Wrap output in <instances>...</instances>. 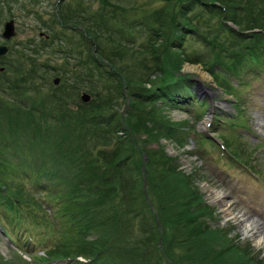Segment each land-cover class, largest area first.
<instances>
[{
  "label": "rangeland",
  "instance_id": "1",
  "mask_svg": "<svg viewBox=\"0 0 264 264\" xmlns=\"http://www.w3.org/2000/svg\"><path fill=\"white\" fill-rule=\"evenodd\" d=\"M188 2L190 1H186V3ZM191 2L188 4L189 10L185 12V18L191 19L194 25L199 22L197 18H202L201 21L205 20L203 21L204 25H207L206 21L211 24L217 22V17L203 12L204 7ZM183 5V3H179V0H0V45L8 48V53L0 57V100L7 103L8 108L17 116V119L13 118L15 121L11 122H19L18 124L22 125L27 121H32L33 117L26 115L28 110L35 108L34 106H42L44 101L53 103L57 101V104L63 105L62 111L67 109L73 113L72 118H68L63 112L54 111L46 119L36 120L35 123L51 130V137L54 132L56 135L58 134L60 139L57 142L53 141L55 144L53 148L61 155V162H64L61 167H66L69 175L76 178L75 181H79L78 178H82L84 175L89 176L85 172L88 171L86 169L91 163L95 164L93 167L97 169V172H104L107 164L103 162L101 150L110 151L117 142H122L125 146L127 145L123 152L126 154V159L119 170L132 169L133 176L137 180L138 188L136 187V189L140 191L143 188L147 191L145 195L149 206L145 205L144 209L141 203L144 216L133 221L136 233L131 230L132 234L130 235L126 229L127 226L120 224L118 235L108 242L109 246L113 245L112 252H116L115 255L107 257L110 255L107 254L105 256L107 258L102 257L103 260L99 264H107L106 259L110 260L109 264L112 262L113 264H125L123 261L126 260L121 255L126 254L127 256L126 240L131 241L135 238H139L141 244L136 245L135 254L130 256L133 257V264H152L154 257L158 255L156 250L147 246L142 224L144 223V229L147 224L161 226L163 223L160 220L151 221L150 218L157 216V212L161 216L160 211L168 215L165 207L171 212L172 207L169 206V203L177 200V194L173 195L171 201L163 197L161 192L172 188H169L170 185L166 181L165 175L151 177L146 166L148 162L146 149L159 152V155L162 152L165 153L178 167V172L181 171L191 177L190 183L193 189L205 202L203 204L209 208L208 217L199 219L198 222L212 228L207 230L203 225H198L204 233L197 236L216 234L218 236L214 239H219L220 246H226L228 238L232 242L240 244L241 250L244 247L252 260H257L258 264H264V55L257 56L261 59L254 65H251L253 59H249L246 62L248 65L245 70L238 66L241 71L237 75L229 69L224 72L221 67L216 66V70L223 73L221 79L218 80L216 73L212 74L209 71V64L214 60L213 54L205 53V51L208 52V49L192 35L187 37L188 55L186 56L189 57V60L180 62L177 55L181 54L176 55L175 50L177 49L173 48L172 50L171 47L166 53L168 56L165 55L164 58L175 64L177 74L185 75L187 77L185 82L190 86V91L185 88L180 89L174 94L175 98L178 100V98L190 96V102L185 100L179 104V107L163 109L164 125L149 124V127L153 128L154 134L161 133L157 134L154 139L149 138L144 132H139L135 126L140 104H147V110H150L146 97L143 98L142 93L145 90L152 91L154 88L156 90L160 84L159 79L163 77L160 71L153 70V68L149 78L146 75L140 76V74L136 77L131 76L132 73L144 72L143 63L148 62L152 56L149 52L150 48L147 49V45L151 43L147 26L153 22V19H155L153 25L157 26V13L160 14L166 7L168 14L177 15L183 12L181 9ZM79 18L84 27L95 28L100 24L104 27L103 29H109L115 38L121 36L125 41L122 45L126 47L121 48L123 53H117L119 56L114 62L118 61L119 65L126 63L130 66V68L128 67L129 71L126 69L127 74L122 77V79L125 77L134 78L132 84L129 83L130 87L127 83H119L113 79V76L106 75L105 72L101 76V69L98 72L95 67L87 65L88 62H91L90 57H94L109 68L103 54L107 51L100 52V50L104 51L100 46L107 44L112 46V44H109L111 41L104 37L97 41L99 45L90 37L83 40L82 35L85 29L73 27L75 24L73 22L80 21ZM100 18H102V23ZM10 20H15L16 34L6 41L2 37V33L5 23ZM171 28L173 29V27ZM203 28L206 29L204 26ZM252 32H261L264 35V28ZM163 41L159 39L155 45L162 46ZM129 47L139 49L142 56L139 58L133 49L127 53L126 48ZM170 51L174 54L172 55ZM207 54L208 56H205ZM200 55L201 57L198 58L197 56ZM243 61L245 62L246 58L241 63ZM57 78L60 79V82L55 85L54 81ZM220 81L236 90L241 102L240 113L237 112V100L233 94L229 93V95L224 91V84L221 86ZM84 94L90 96V101L87 103L82 100ZM54 98L55 100H53ZM221 102H223V106L220 105ZM152 104L160 107L161 103L157 101ZM106 106L107 108H105ZM98 114L102 115L99 124L92 125L86 121V124L83 125L82 118L84 116L88 118L89 115ZM208 114L209 116L212 114L214 118L218 119L214 120V124L212 121L205 126L203 124ZM41 115L43 114L39 116ZM111 115L115 116L113 120ZM4 116L7 118L1 119V130L6 122H10L8 115L4 114ZM93 121L95 122V120ZM172 122L185 123L184 128L190 129L186 140H183L186 138L185 135L176 138L166 136L165 126ZM26 125L31 126V124ZM83 130L84 134L88 133L78 140V132ZM3 132L6 136H10L12 131L2 130V134ZM195 133H203L206 139L214 137L216 143L203 141L197 144L193 142L198 138ZM223 138H227L235 144L234 149L242 154V159L239 157V160H243L242 162L233 160L230 154L224 152L220 145L224 143ZM17 144L11 148L10 152H5L2 156L4 165L1 164L0 167V180H8L7 184L9 185L17 184L25 188L35 195V199L45 200L44 204L46 205L48 202L53 204L48 195L45 193L41 195L39 192L40 186L46 188L47 191L52 190L54 184L50 179L34 177L31 175V171H28L30 176L20 172L26 162L24 159H28L31 154L28 146L23 149L20 142ZM0 145L1 148L2 140H0ZM74 149H76L75 152L71 154ZM0 161L3 160L0 158ZM101 163L105 165V168L100 167ZM106 169L109 173H113L115 167L111 168L112 171L109 166ZM148 178H151L152 185L150 187L146 184ZM84 184L87 183L83 182ZM54 187L56 190L61 188L60 186ZM149 190H152L151 193ZM158 195L160 199L156 203ZM111 206L108 205L106 208ZM29 208L11 212L2 204L0 205L1 258L14 263H19L22 260L21 264L93 263L82 256H77L75 261H70L69 258L59 260L44 257V252L47 249L53 246H63L70 235L74 234L73 228L69 224L67 226V222L58 217L53 219L55 214L44 213L37 207L31 211ZM173 208L177 210V205L174 204ZM110 211L111 209H109V215H111ZM31 214L37 215L33 217ZM8 215L11 218L24 217L31 233L26 232L25 234L28 235L23 236L21 233L24 227H18L22 232L19 229L15 230L11 221L6 217ZM145 216L147 224L144 222ZM172 226L175 229H182L178 223L169 225L170 231ZM2 227L7 229L15 243H20L19 247L11 242ZM161 228L164 232L167 231L168 235L171 233L167 226ZM190 234L192 235V233ZM132 236L135 237L132 238ZM189 237L190 235L176 239L178 244L172 247L168 254L169 259L163 250L164 241L162 238L160 239L158 245L160 254L165 260L163 264H182L183 262L184 264H188V262L210 264L209 257L207 261L204 260L206 259L204 257L206 248L203 250L204 253L201 252L202 254L194 252L192 254L194 259L186 261L187 251L183 249L182 245H186L185 241ZM89 240H92V237ZM118 246L123 249H118ZM17 256L19 259L16 258ZM44 258L49 261H43ZM173 258L176 262L173 261ZM70 259L74 260V258Z\"/></svg>",
  "mask_w": 264,
  "mask_h": 264
},
{
  "label": "trees",
  "instance_id": "2",
  "mask_svg": "<svg viewBox=\"0 0 264 264\" xmlns=\"http://www.w3.org/2000/svg\"><path fill=\"white\" fill-rule=\"evenodd\" d=\"M186 1L190 2L186 3ZM191 1L204 7L203 12L213 14L217 17V22L211 24V22L206 21L207 25H204L203 21L205 20L201 21L202 18H197L199 22L197 25H194L191 19L185 18V12L189 10L188 4L192 3ZM179 3L184 4L181 8L183 9L182 13L180 12L177 15L168 14L166 7L160 14L157 13L156 20L158 25H153L155 22V19H153V22H150V25L147 26L149 27L148 32L150 33L149 37L151 39V43L147 45V49L150 48L149 52L152 56L148 62L143 63L144 72H137V74L131 72V76L136 77L140 74V76L146 75V77L149 78L151 75L150 71L153 68V70L160 71L163 74V77H161L162 80L161 78L159 79L160 84L157 86L156 90L154 88L152 91L145 90L142 93V97H146L145 99L150 106V110H147V104L143 105V103H141L139 110L137 111L138 119L135 121L136 129L139 132H144L149 138L153 139L157 137L159 132L154 134L153 128L149 127V124L153 125L154 123L157 126L164 125L163 122L165 119L162 114L163 109H168V107L173 108L174 106L179 107V104L183 101L188 100L190 102L191 100L190 96L187 98H178V100L175 98V93L183 88L190 91V86L185 82L187 78L185 75L177 74L178 71H176L175 64L166 61L164 58V56L167 55L166 53L169 52L170 47L172 50L173 48L177 49L175 50L176 55L181 54L177 55L180 62L189 60V57L186 56L188 55L186 38L192 35L193 38L197 39L198 42L202 43L203 46L208 49V52L205 51V53L213 54L212 57L214 60L209 64V71H211L212 74L216 73V76H218V78H216L218 80L221 79L223 73L222 71L216 70V66L221 67L224 72L226 69H229V71L237 75L240 74L241 71L238 66H241L242 69L245 70L248 65L246 62L249 59H253V64H250L254 65L261 59L257 56L264 55V35L261 32H252L253 30H263L264 28V0H179ZM100 19L102 23V18ZM79 20L80 21L78 22H73V24L75 23L73 27H83L85 29L84 32L82 31L83 40H86L87 38L89 39L90 37V39L93 41L95 40L97 43L100 38L104 37L111 41L109 44H112V46H109L107 43V45H103L104 47L100 46L104 50H100V52L107 51L103 53L106 58H103L108 63L110 69L103 65L99 59L94 57H90L91 62H88L87 65L95 67L98 72L101 69V76H103V73L105 72L106 75L113 76L114 80L121 84L127 83L130 87L131 85H129V83L132 84L134 78L130 77L129 74L130 78L125 77L122 79L123 75L127 74V70L129 71L130 66L126 63L119 65L118 61L114 62L119 56L117 53H123V49L121 48L126 47L122 45L125 41L121 36L115 38L113 34L109 32V29H103L104 27L102 25L100 26V24L95 28H88L82 25L80 18ZM203 26L206 29H204ZM171 27H173V29ZM159 39L164 40L162 46L155 45V42ZM97 45L99 44L97 43ZM126 49L127 53H130V49H133L137 52L139 58L142 56V53H139L140 50L137 48L129 47ZM170 52L172 55L174 54L172 51ZM205 56H208V54ZM197 57L199 58L201 55ZM244 58H246V61L241 63ZM220 83L221 86L224 84L222 81H220ZM223 87L225 88L224 91L228 94H233L237 100V112L240 113L241 102L236 90L228 87L227 84H224ZM53 100H55V98ZM157 101L161 103L160 107L152 104V102L157 103ZM57 103V101H54V103L51 101H44L42 106H34L35 108L28 110L29 112L26 114L28 117L31 115L33 120L23 123L24 125H20L18 124L19 122H11H14L15 120H13V118L17 119V116H15L14 112L8 108L7 103L0 100V121L4 117L7 118L4 114L8 115V119L10 120V122L5 123L2 130H8V132L12 131L10 136H6L4 132L2 134V130L0 129V140H2L3 143L2 147L6 146L3 150L2 147L0 148V153L2 154L0 158L3 160L2 162L0 161V167L1 164L4 163V158H2V156L5 152H10L11 148L18 145L17 143L20 142L23 145V149L27 146L30 148L29 153L31 154L28 159H24L26 162L24 163V168L20 169V172L30 176L29 172L31 171L32 176L48 178L54 184L51 191H47L46 188L41 186L39 188L41 195L45 193V195H48L50 201H53V204H49L48 202L46 205L44 204L45 200H40V198L35 199V195L28 192L25 188H22L17 184L9 185L7 184L8 180H0V205L2 204V206L11 212L29 207V210L31 211L34 207H37L42 209L44 213L55 214L53 215V219L58 217L59 219H62V221L64 220L67 222V226L69 224V226L73 228L74 234L70 235L64 245L59 247L53 246L47 249V251L44 252V257L59 260L69 258L70 261H75L77 256H82L86 258V260L93 261L91 264H99L103 260L101 258H104L107 254H110L107 257L115 255L116 252H112V250H114L112 249L113 245L109 246L108 242L111 238L118 235L120 224L127 226L126 229L130 232V235L132 234V231L136 233L133 221L144 216L143 211L141 210V203L143 204L144 209L145 205L149 206L145 195L147 191L143 188H141L140 191L136 189V187L138 188L137 180L133 176L132 169L124 168L119 170L126 159V154L123 152L127 145L125 146L122 142H117L112 150H101L100 153L103 155V162L109 166L110 171H112V167H115L113 173H109L106 169L107 166L105 168L103 163H101L102 166L100 167L105 168L106 171L97 172V169L93 167L95 164L91 163L92 166L88 165L90 168L87 167L86 170L88 171L85 172L89 176L84 175L82 178H78L80 179L79 181H75L76 178H72V176L69 175L67 168L61 167L64 162H61V155L56 152L57 150H55V148H53L55 145L53 141L57 142L58 139H60L58 134L56 135L54 132L51 137V130L46 127H41L39 123H35L37 122L36 120H41L43 118L46 119L54 111L63 112L65 116L72 118L71 115L73 116V113L68 111L65 107L66 110L62 111L63 105ZM105 108H107V106ZM40 114L43 115L39 116ZM101 117L102 115L100 114L94 116L89 115L88 118L87 116H84L82 118V123L85 125L87 121L89 124L97 125L100 123ZM111 117L112 120L115 118L114 115H111ZM93 120H95V122ZM25 124H31V126H25ZM184 124L181 122L166 124L164 129L165 134L167 133L166 136L168 138H176L177 136L185 135L186 138L183 140H186L187 135L190 134V129L187 128V130L184 128ZM1 127L2 124L0 122V128ZM173 128L175 129L172 130ZM87 133L88 132H86V134ZM86 134H84V130L78 132V140H81ZM195 135L198 137L194 140L197 144H200L203 141L215 144L214 140L206 139L202 133H195ZM61 141H63V139H61ZM223 142L224 152L230 154L233 160L242 162L243 160H239V157L242 159V154L234 149L235 144L227 138H223ZM132 146L134 147L133 144ZM76 149H74L71 154H73ZM145 153L148 156L146 166L151 177L156 178L159 175H165V177H167L166 181L170 185L169 188H172L171 190L165 189L162 191L161 193L164 195L163 197L168 198L171 201V198L173 200V195L177 194V200L172 201L173 203H169V206L172 207L171 212H169L168 208L164 206L168 215L160 211L161 216L157 212L158 219L156 215L155 217L153 216L154 218H150L151 221L160 220L163 223L161 226L147 224L148 222H145V218L147 217H144V222L147 224V227L144 229V223L142 224V227L144 235L146 236L147 246L150 249L152 248L156 250L158 253L157 256L155 254L156 257H154V262L152 264L165 263L164 258H162L160 254L161 251L159 250L158 245L161 238L165 244V246H163L164 253L167 255V259H169V252L174 245L178 244V240L176 239H181L188 235H190V237L188 240L186 239V245H182V247H184L183 249L187 251L186 261L194 259L192 255L194 252L199 254L203 252L204 248H206V251H204L206 254L203 252L204 257L206 258L204 260L207 261V258L209 257L208 260L210 264H258L256 262L257 260L254 261L250 258L249 253L244 247L243 250H241L240 244L232 242L226 236V246H220L219 239H214V237L218 236L216 234L212 233V235H206L203 237L197 236L200 233H204V231L200 229V226L203 224L199 223L198 220L208 217L207 212L209 208L203 204L205 202L202 201L197 192L193 189V186L190 183L191 177L183 174L181 171L178 172V167H176L165 153H161L160 151L161 155H159V152L147 149ZM26 163L29 164L27 165ZM150 179L148 178L147 182L145 180L146 184L149 185L148 187L152 185ZM83 182L87 184L83 185ZM54 186H60L61 188L56 190ZM151 191L152 190H149V193H151ZM157 197L156 203L160 199L159 195ZM153 201H155V199H153ZM174 204L177 205V210H174ZM108 205L112 206L106 208ZM109 209H111V215L108 214ZM35 215L37 214H31L33 217H35ZM6 217L11 221V225L15 230H18V227H24L23 232L21 228L19 229L23 236L28 235L25 234L26 232L31 233V230L29 229L30 227L27 226L24 217L15 216L11 218L9 215ZM178 223L182 226V229H175L172 226L171 231L169 230V225ZM166 226L171 232L169 235L167 231L164 232L161 228ZM203 227L207 230L208 228H211L210 226L205 225H203ZM190 229H193V231H190ZM3 230L11 242L19 247L20 243H15L12 240V236L7 229L3 228ZM190 233H192V235ZM91 237L92 240H89ZM134 237L132 236V238ZM138 244H141L139 238H135L131 241L126 240L127 247H125V250L127 251V256L126 254L121 255V257L126 260L123 261L125 264H133V257L130 256L135 254L136 245ZM118 249L123 248L118 246ZM197 250L202 251L198 252ZM16 258L19 259V256ZM70 258H74V260ZM170 259L172 260L171 257ZM21 261L22 260H20V262ZM43 261L47 262L49 260L44 258ZM106 261L107 264H109L110 260L106 259ZM173 261L176 262L174 258ZM20 262L14 263L12 261H5L3 257L1 258L0 256V264H21ZM182 264H184V262ZM188 264H191V262H188Z\"/></svg>",
  "mask_w": 264,
  "mask_h": 264
},
{
  "label": "water",
  "instance_id": "3",
  "mask_svg": "<svg viewBox=\"0 0 264 264\" xmlns=\"http://www.w3.org/2000/svg\"><path fill=\"white\" fill-rule=\"evenodd\" d=\"M15 34H16L15 21L10 20L4 26V31L2 33V37L6 40H10L12 37L15 36ZM7 53H8V48L6 46L0 45V57L5 56ZM54 83L58 84L59 79H56L54 81ZM82 100L87 103L90 101V96L88 94H84L82 97Z\"/></svg>",
  "mask_w": 264,
  "mask_h": 264
},
{
  "label": "bare ground",
  "instance_id": "4",
  "mask_svg": "<svg viewBox=\"0 0 264 264\" xmlns=\"http://www.w3.org/2000/svg\"><path fill=\"white\" fill-rule=\"evenodd\" d=\"M207 82V81H206ZM201 87V86H200ZM206 89V88H205ZM205 94V93H204ZM220 105H222L223 106V102H221L220 103ZM208 123H210V116H207V119L204 121V124L203 125H205V126H207L208 125ZM256 225V224H255ZM258 226V225H257ZM254 229V228H253ZM259 229V228H258Z\"/></svg>",
  "mask_w": 264,
  "mask_h": 264
}]
</instances>
